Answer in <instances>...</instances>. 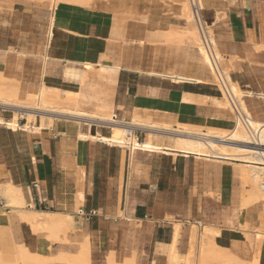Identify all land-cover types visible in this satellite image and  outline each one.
<instances>
[{
  "label": "crops",
  "instance_id": "1",
  "mask_svg": "<svg viewBox=\"0 0 264 264\" xmlns=\"http://www.w3.org/2000/svg\"><path fill=\"white\" fill-rule=\"evenodd\" d=\"M39 1L18 0L0 11L2 73L14 76L28 89L44 82L61 91L79 90L77 100L82 108H113L118 120H128L134 108H144L229 121L214 102L217 98L205 91L219 92L210 85L175 83L149 74H163L172 65L164 53V42L150 37L151 31L182 33L189 28L178 19L179 12L170 0H148L144 3L147 8L119 16L118 23L114 13L103 6H86L89 8L80 12L74 8L79 6L60 3L57 9L67 24L56 32L58 50L54 32V46H47L50 4ZM201 4L202 17L223 56L220 66L244 93L253 94L243 99L252 116L264 123V98L259 96L264 94V0H201ZM45 11L42 41L37 18ZM110 41L119 45L113 46L114 57L108 59L120 69L107 67L101 58L108 55ZM184 43H189L187 38ZM45 54L49 58L44 59ZM10 59L13 64L9 67ZM85 62L101 67L79 68ZM70 64L85 72L83 84L64 77ZM101 82L107 84L104 92L98 89ZM224 102L221 106L228 110ZM106 127L93 125L90 131L107 135ZM76 132V123L56 120L51 128L25 133L30 147L28 162L17 174L0 167V183L21 187L25 202L34 209L71 215L74 231L69 237L77 242L87 239L90 253H97V264H106L110 251L122 262L133 258L132 264H169L168 248L176 223L180 227L174 251L181 258L178 264H186L183 258L191 251V227L195 225L218 230L214 243L232 256L229 261L208 260L204 264H264L263 223L260 216L241 210L243 189L233 165L180 154L130 153L127 148L78 140ZM136 133L143 138V131ZM0 208L6 209L0 213V253L10 249L8 245H23L40 254L47 245L49 253L67 251L66 243H47L35 235L1 200ZM132 231L136 243L130 237ZM194 254L190 259L199 264L197 247Z\"/></svg>",
  "mask_w": 264,
  "mask_h": 264
},
{
  "label": "bare ground",
  "instance_id": "2",
  "mask_svg": "<svg viewBox=\"0 0 264 264\" xmlns=\"http://www.w3.org/2000/svg\"><path fill=\"white\" fill-rule=\"evenodd\" d=\"M48 1L51 4L49 9L51 14L50 18L48 17L49 30L47 35V46L50 48L54 26L56 24L62 25V22L57 21L55 18V12L58 5L66 2L71 3L72 5L79 4L90 6L94 0ZM135 1L136 0H130L128 7H134ZM173 1L180 6V11L182 13L180 20L184 24L187 23L189 28L180 35L172 37L169 42H172L171 44L176 48L177 54L184 56L187 59L193 75L177 74L169 76L165 73L159 74L152 72L149 74L169 78L175 83H198L201 85H210L216 90L220 88L222 98L227 104L226 108H228L230 115H233V108L230 102L231 98L239 112L245 115L243 121L241 119L237 120L236 116L232 118L230 116L229 122L225 120L222 121L218 116L200 117L199 119L201 120L198 124L202 128H205V130L202 128L195 129L190 127L191 125L193 126L195 121L190 122L187 117H184L181 114L165 112L170 116H160L158 120H155V118L149 113L141 111L147 110L144 108H134L129 120H116L113 119V108H109L108 112L105 114L82 108L80 106L82 103L77 100L80 93L79 90H64L62 91L63 96L60 98L59 92L62 89L59 90L57 87L48 86L50 84L46 85L44 82L36 88L28 89L14 76H9L0 71V105L3 107L5 105L6 107L21 105L29 111L22 124L19 123L20 120L18 119V114L14 111L11 112V115L8 118L0 116V126L12 131L20 130L28 133H38L44 127L51 128L53 122L59 117L56 118L54 115L47 116L48 122L47 125H44L35 121V111L38 113L62 115L63 117L66 116L67 118H70L69 120H71V122L76 123V138L78 140L96 141L110 146L123 147L127 148L130 153H133L135 150H142L155 153L161 152L173 156L180 154L183 156L229 163L233 165L236 176L241 179L244 186L240 207L242 211L247 212L248 209H252V206L264 205V189H262L260 185L264 178V123L261 120L255 119L257 116L255 118L252 116L250 113L252 110L249 111L246 106L247 104H245L243 99L244 97H251L253 94L244 93L235 81L227 77L225 73L226 70L220 66V64H222L221 61L223 56L218 52L216 40L211 32L210 26L205 23V30L209 44L207 48L202 41L199 29L196 26L193 27L194 19L188 0ZM198 2L202 8L201 0H198ZM107 9L110 10L111 8ZM184 38H187L189 43H184ZM168 39L169 37L165 36V41H168ZM46 58H49L47 54L44 56V59ZM12 64L13 62L10 59L8 66L10 67ZM85 65L91 69H100L101 67V64L94 63L90 64L85 62ZM106 66L108 67V65ZM114 68L120 69L115 65ZM65 75L79 85L83 84L84 80L87 78L84 71H80L74 67H67ZM259 96L264 98V94H260ZM104 108L105 107H96L98 110ZM41 119H43V116H41ZM80 119L106 123L107 125L105 126L109 129L108 134L104 135L100 131L91 133L90 130L93 122H88L87 127L82 130L80 128ZM135 129H154L166 132L171 130L176 134L180 133L181 135L184 134L186 136L200 139H175L172 145H167L164 142L162 144V141L160 142V140V143L153 142L151 137L153 134L152 132L148 133L149 138L145 141L137 140L134 137ZM254 143L258 146H255ZM0 198L7 207L16 211L17 214L20 215L21 220L26 221V223L33 222V225L30 227L32 229L31 231L40 238H44L47 243L48 240L50 243H53V241L54 243L55 241H58L60 244L68 242L66 231L68 229L71 230L74 227V218L71 215L67 213H59L58 217H45L44 229H40L36 222L37 216L34 214L39 210L32 208V205L30 206L28 205L29 203L27 204L25 202L21 187L10 182L0 183ZM4 209L0 208L1 214L4 213ZM48 212L52 213V211ZM242 226L247 227L245 223H243ZM179 228V224L176 223L173 228L172 241L169 244L170 256L175 254L173 248L175 247ZM191 229L190 240L192 243V250L183 258V261H185L186 264H194L190 257L194 254L196 247L201 259L199 264H204L208 260L229 261L232 259L230 253L217 246L213 241V236L219 233L218 230L211 229L206 225L201 228L199 226L196 227L195 225L193 228L191 227ZM199 229H201L200 233ZM244 235L246 236V234ZM193 242L195 244H193ZM89 245L87 239H85L80 243L78 248L76 247L77 252L75 256L66 255V253H59L56 257H53V255L49 253L48 245V248L46 247L44 253L41 252V254L33 253L28 247L23 245H8V248L10 249H6L3 253H0V264H62V262H65L66 264H91ZM71 249L74 250V248ZM53 259H56L57 262ZM132 261L133 258L125 259L123 262L117 260L114 257V253L110 251L107 256L106 264H132Z\"/></svg>",
  "mask_w": 264,
  "mask_h": 264
},
{
  "label": "rangeland",
  "instance_id": "3",
  "mask_svg": "<svg viewBox=\"0 0 264 264\" xmlns=\"http://www.w3.org/2000/svg\"><path fill=\"white\" fill-rule=\"evenodd\" d=\"M17 1L18 0H0V5L1 4H3V5L5 4L7 6V7H0V11L2 9H4V8L9 9L10 6L12 5V3L13 2H17ZM22 1L31 2V3L40 2L39 0H22ZM170 1L175 6V9L179 12L178 19L180 20V16L182 15V13L180 11V6L177 3H175L173 0H170ZM139 2H141V3H139ZM147 2H148V0H142V1L141 0H136L135 4L138 5L137 7H128L129 4H130V0H118V1L117 0H94L93 3L90 6H96V5L97 6L99 5L101 7L103 6V8H106L107 11H108L107 8H111L110 12L114 13L115 22L118 23L119 16H121V15L125 16V15H128V14L133 13V12L134 13H138V12H140L139 11L140 9L147 8V7H144V3L146 4ZM42 3L50 4V2L48 0L42 1ZM73 5L74 6H79V7H74V8L76 10L80 11V12H84L87 8H89V7H86L87 5H85V6L79 5V4H73ZM92 8H96V7H92ZM55 15H56V17H55L56 20L59 21V22H62V25L61 24H56L54 26V29H53L54 39L56 41H54L55 46H54V44H51V45H52V47L54 46V48L57 49L59 46H58V43H57L58 42V36H57L56 32L58 30H60V29H64L66 24H67V22H66V18H64L65 16H62V13H61L60 10L56 9ZM37 20H38L37 24H38V27L40 29V33L39 34H41V36H42L41 40L45 41L44 37H45L46 22H47V13H46V11L44 12L43 16L38 17ZM194 26L195 25L193 23V27ZM180 34L181 33L177 32V31H171V30H160V31H158V30H156V31H151L150 37H154L156 40H160V41L164 42V47H165L164 53L172 61L171 68H168L165 71V74H167L169 76H174V75H177V74H185V75L192 76L193 72H192V70H191V68L189 66V63H188L187 59L184 56H181V55L177 54L176 53V48L171 44L172 42H169V40L172 37L178 36ZM165 36L169 37L168 41H165ZM110 42L112 43V47L111 46L109 47V50H108V53H107L108 55L106 56V55L102 54L101 58L106 63L108 62L107 65H110V66L118 65L117 63H115L113 61H110L108 59V57L109 56H111L112 58L114 57L115 50H114L113 46H115V48H117V45H119V43L118 42H112V41H110ZM50 51H51V49H50ZM177 56H181L182 60H181V58L177 59L178 58ZM72 65L73 64H70L69 66H72ZM82 65L86 66L85 64H82ZM82 65H79V68H83ZM225 73H226L227 77L232 80V78L230 77V75H229L227 70L225 71ZM64 75H65V72H64ZM65 77H66V79H69L66 75H65ZM100 84L101 85H100V87H98V89H100L102 92H104L107 89V84L105 82H101ZM205 91L207 93H209L211 96L217 98L214 102L216 103L217 107H219L222 117H226L227 119H229L230 116H231V118L233 117V115H229L228 114V110L223 109L222 106H221L222 102H224V100L222 101V100L218 99V97H220L219 95H221L220 88L217 90L219 92H213V91L208 90L207 88H205ZM62 96H63V92L60 91L59 92V97L61 98ZM224 105H225V107H227V104H224ZM108 109H109L108 107H105L104 109H101V110H98L96 108L89 109V110L102 112L103 114H105L106 112H108ZM12 111L16 112L18 114V119L19 120H23V121L25 120V117L27 116V113H29V111L26 110L21 105H16V106H11V107H6V105L3 107L2 105H0V116H3L4 118H8L11 115ZM141 111L145 112V113H149L150 115H152L155 118V120H158L160 118V116H165V117H169L170 116V115L166 114L165 112H159V111H154V110H150V109H147L146 111H144V110H141ZM34 113L36 115L35 121L36 122L38 121L37 123H42L44 125H47V122H48V117L47 116H52V115H54V117H56V118L59 117L56 120H59V119L65 120L66 119L65 121H71V120H69L70 118H67L66 116L63 117L62 115L45 114V113H40V112L38 113L36 111ZM181 115L184 116V117H187V119H189L190 122L191 121L192 122L195 121L193 126L192 125L190 126L191 128H195V129L202 128L198 124V122H200V120H201V119H199L200 117L191 116V115H184V114H181ZM41 116H43V119H41ZM37 117H39V119H37ZM88 122H93L92 126L93 125H101V126L107 125L106 123H102V122H98V121L96 122V121H89V120L80 119V128L82 130H84L87 127ZM172 124H174V123H172ZM44 128H46V127H44ZM106 128L108 129V127H106ZM202 129L205 130V128H202ZM136 130H138V129L134 130V137L137 140L145 141L146 139L149 138L148 133L152 132L153 134L151 135V137H152V141L153 142L160 143L162 141L161 142L162 144L164 142L167 145H172L173 141H175V139L176 140L200 139V138L186 136L184 134L181 135L180 133L176 134V133L172 132L171 130L166 132V131L154 130V129L153 130L152 129H139V130L144 132L143 138L139 139L138 138V134L136 133ZM96 131H99V130H96ZM25 133L29 134L28 132H25V131L23 132V131H20V130L18 131L17 130L15 132V131L9 130V129L3 127V126H0V167L3 170H5L7 168H11V169H13V172L15 174H17V173L21 172V167L28 162L30 147H29V144H28V135L25 134ZM157 136H158L159 139L157 138ZM171 137H172V141H171ZM159 140H160V142H159ZM4 173L8 174V172H4ZM241 184H242V181H241ZM242 189L244 190L243 184H242ZM0 200H1V198H0ZM37 210H39V209H37ZM247 212L248 213H252L253 215L260 216L261 220H262L261 223H263L262 228L264 227V205L252 206V209H248ZM34 214H35V216H37V221L36 222L39 225L40 229H44L45 217H58L59 216V213H57V212H52L51 213V212H48V211L44 212L43 210H39L38 212H36ZM28 224L31 227L33 225V222L32 223L29 222ZM134 226H136V224L133 222L131 228L134 229ZM70 231H74V230L73 229H71V230L68 229L66 231V236H67L68 242L65 244V246H67V248H68L67 251L66 252L57 251V250H53L52 252L50 251L51 254H55V257L59 253L60 254H65L66 253V255L75 256V254L77 252V248L79 247L81 242H77L76 239L69 237V232ZM147 233H148V235H150L149 231ZM130 237L134 241V239H135V237H137V235H135V232L132 231ZM136 242H137V240L135 239L134 243H136ZM193 244H195V243L193 242ZM69 248H74V250L73 249H69ZM173 249L175 251V247ZM96 256H97L96 252L94 254L90 253L91 264H97L95 262V261H97L96 260ZM53 257H54V255H53ZM130 259H132V258H130ZM53 260L56 261V259H53ZM168 260L170 262L169 264H178V263L181 262V258H179L178 255L174 254V255L170 256V251L169 250H168ZM62 264H66V263L62 262Z\"/></svg>",
  "mask_w": 264,
  "mask_h": 264
},
{
  "label": "built area",
  "instance_id": "4",
  "mask_svg": "<svg viewBox=\"0 0 264 264\" xmlns=\"http://www.w3.org/2000/svg\"><path fill=\"white\" fill-rule=\"evenodd\" d=\"M188 3L190 4L191 13L193 15L195 26L199 29L202 41H203L204 45L208 48L209 44H208L207 33H206V30H205V23L206 22L204 21V19L202 17V13H201L202 12V8L200 7L198 0H188ZM230 102H231V105H232V108H233L232 109L233 117L236 116L237 120L241 119L243 121L245 115L241 114L239 112L237 106L234 104V102L232 101L231 98H230ZM113 119L117 120L116 115H113ZM138 138H139V136H138ZM255 144L256 143H254V145ZM255 146H258V145H255ZM34 185H36V183H34ZM260 185H261V188L264 189V178L262 179Z\"/></svg>",
  "mask_w": 264,
  "mask_h": 264
}]
</instances>
